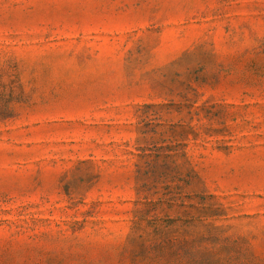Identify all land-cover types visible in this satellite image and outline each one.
Instances as JSON below:
<instances>
[{
  "label": "rangeland",
  "instance_id": "rangeland-1",
  "mask_svg": "<svg viewBox=\"0 0 264 264\" xmlns=\"http://www.w3.org/2000/svg\"><path fill=\"white\" fill-rule=\"evenodd\" d=\"M0 264H264V0H0Z\"/></svg>",
  "mask_w": 264,
  "mask_h": 264
}]
</instances>
